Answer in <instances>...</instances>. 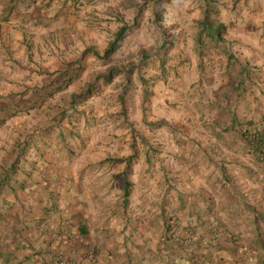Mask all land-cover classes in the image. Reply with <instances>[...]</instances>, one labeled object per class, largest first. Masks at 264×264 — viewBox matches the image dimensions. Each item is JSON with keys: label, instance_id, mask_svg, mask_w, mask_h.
<instances>
[{"label": "crops", "instance_id": "0c3cea01", "mask_svg": "<svg viewBox=\"0 0 264 264\" xmlns=\"http://www.w3.org/2000/svg\"><path fill=\"white\" fill-rule=\"evenodd\" d=\"M93 1L0 0V264L146 263L174 215L179 230L201 217L245 237L250 212L264 213V166L244 138L264 123V28L239 27L225 64L194 63L177 113L166 109V125L140 145L118 144L111 130L78 158L70 136L50 130L61 111L49 105L65 87L52 74L93 38Z\"/></svg>", "mask_w": 264, "mask_h": 264}, {"label": "rangeland", "instance_id": "374dc122", "mask_svg": "<svg viewBox=\"0 0 264 264\" xmlns=\"http://www.w3.org/2000/svg\"><path fill=\"white\" fill-rule=\"evenodd\" d=\"M215 1L217 20L225 27L226 42L221 44L198 41L201 0H98L89 5L85 31L93 32V38L85 36L87 48L103 55L121 27L127 26L129 31L110 57L70 53L66 71L52 74L55 82L65 84L61 91L52 90L54 99L59 98L49 105L54 114L69 108L72 94H80L89 85L94 87L93 94L76 107L85 116L76 114L63 122L76 131V137H68V142L78 158L86 145H107L111 130L118 133V144L140 145L146 133L162 128L165 122L160 117L166 109L177 113L173 104L179 101L181 91L188 90L187 86L181 88V80H189L194 63L200 65V71L205 66L225 64L227 55H221V49L229 48L236 58L234 53L240 45L234 34L239 27L264 28V0ZM238 17L243 22H238ZM250 34L246 32V36ZM112 69L120 73L107 81L103 77ZM184 102H188L187 97ZM37 113L38 119H44V112Z\"/></svg>", "mask_w": 264, "mask_h": 264}, {"label": "trees", "instance_id": "16d2710c", "mask_svg": "<svg viewBox=\"0 0 264 264\" xmlns=\"http://www.w3.org/2000/svg\"><path fill=\"white\" fill-rule=\"evenodd\" d=\"M202 1V17L198 21L199 32L198 41L204 39L212 43H225L223 37L225 27L217 20L218 11L215 8V0ZM129 27H121L114 35L113 40L108 45L103 55L93 48H87L85 54L95 57L108 58L119 50L121 43L127 37ZM117 70H110L107 76L103 77L107 81L113 75L119 74ZM147 84V81H144ZM62 90V89H61ZM94 92L93 85H89L80 94H72L67 103L69 107L58 113L54 118V125L50 130H58L62 135V142H66V137H76V131L67 130L63 125L64 121H71L76 114L85 113L77 110V106L83 104ZM71 111V113H69ZM264 125V123H262ZM244 138L256 161L264 166V127L253 134L244 132ZM125 197L130 196V182L126 180ZM250 230L246 231L243 237L241 232L231 233L224 237L226 231L220 227L214 219L205 220L197 217L195 225H188L187 229H178L175 215L166 220V232L160 243V248L155 250L152 257L144 263L139 264H264V213L257 212L256 209L250 212ZM199 230H202L200 233ZM138 264V263H135Z\"/></svg>", "mask_w": 264, "mask_h": 264}, {"label": "built area", "instance_id": "2783aa9c", "mask_svg": "<svg viewBox=\"0 0 264 264\" xmlns=\"http://www.w3.org/2000/svg\"><path fill=\"white\" fill-rule=\"evenodd\" d=\"M74 2V4L76 6H79L81 3H83L84 0H72ZM264 125L261 123V124H258V125H255L253 128L251 129H248V133L249 134H253L257 131H260L261 129H263ZM252 154H255V152H252ZM51 229L54 230V226H51ZM86 257H87V260L89 261H93L95 260V255L93 252L91 251H88L86 253ZM58 261H59V264H63V260L61 258H58Z\"/></svg>", "mask_w": 264, "mask_h": 264}]
</instances>
